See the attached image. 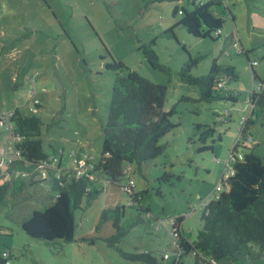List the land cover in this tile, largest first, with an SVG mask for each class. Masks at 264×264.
<instances>
[{"label":"rangeland","instance_id":"1","mask_svg":"<svg viewBox=\"0 0 264 264\" xmlns=\"http://www.w3.org/2000/svg\"><path fill=\"white\" fill-rule=\"evenodd\" d=\"M220 2L217 8L224 12L225 22L221 36L210 39L196 38L180 25L173 30L175 37L162 33L180 18V14L172 16L175 4L190 8V0H0V116L15 107L23 113L37 108L43 149L48 156H60L63 173L76 170L73 155L91 164L99 158L113 81L116 74L126 76V67L165 85L163 110L173 109L170 120L178 125L159 139L164 146L160 155L143 163L140 170L131 164L130 173L121 178L120 183L130 176L134 190L144 192L148 215L137 212V205H128L129 196L120 183L105 178L98 197L90 205L83 198L74 211L75 240L45 242L27 236L21 222L32 210L52 203L49 181L27 186L18 195L10 187L0 203L2 261L148 264L125 259L108 246L105 238L113 232L109 221L95 231L101 212L116 206L124 207V219L137 214L143 219L118 242V248L126 252L147 251L160 264H173L178 252L171 222L180 216L182 235L190 241L196 238L204 204L215 198L213 191L221 177L229 176L225 162L245 125L242 118L250 115L245 99L257 90L253 70L264 81V0ZM151 41L167 72L152 68L145 59L140 46ZM189 56L197 60L191 69L195 77L206 74L214 61L234 66L239 76L229 86L239 90L238 100L205 101L197 86L180 81L178 71L190 62ZM112 61L125 67H106ZM254 61L257 64L251 67ZM204 126H211L213 134L202 141L199 135ZM247 129L252 142L245 145L262 156L264 111L255 110ZM5 136L0 128V146ZM202 146L207 148L201 150ZM252 247L258 251L255 244ZM177 260L193 263L189 254ZM243 264H264V254Z\"/></svg>","mask_w":264,"mask_h":264},{"label":"trees","instance_id":"2","mask_svg":"<svg viewBox=\"0 0 264 264\" xmlns=\"http://www.w3.org/2000/svg\"><path fill=\"white\" fill-rule=\"evenodd\" d=\"M190 3V8L175 4L172 16L180 14V18L162 33L175 37L173 30L180 25L196 38H219L225 22L224 12L217 8L221 6L220 0H190ZM229 15L234 20L231 11ZM153 44L154 41L142 44L140 49L152 68L167 72L169 68L160 64L159 57L152 48ZM240 53L248 58V52L243 48ZM189 59L190 62L184 63L179 69L178 76L180 81L197 86L201 99H226L232 103L238 100L239 90L229 86V82L239 76L234 66L214 61L206 74L195 77L191 74V69L197 60L190 56ZM110 64L106 67L114 70L125 67L121 62L112 61ZM250 65L253 66L251 63ZM126 69V76L116 74L113 81L109 112L102 127L99 158L90 170L79 176L72 170L57 176L55 170L50 168L46 169L47 177L40 178L37 165L49 160L51 156L43 149L42 120L37 115L38 110L23 113L15 107L6 115L0 116V121L4 118L8 120L12 124L13 133L19 134L20 140L16 147L21 155V159L15 160L6 169L7 175H0V203L10 187L13 188V194L18 195L25 187L43 180L49 181L50 192L54 193L50 194L52 203L49 206L43 210H32L21 222L22 231L30 238L45 242H73L76 227L74 211L81 206L82 199L90 205L103 190L101 180L106 178L110 182L120 183L121 178L128 174V165L134 164L140 170L143 163L155 159L164 150L159 139L178 126L170 120L175 111L163 110L165 85L155 83L135 70ZM253 76L254 81L262 82L254 70ZM249 98L252 104L250 115L240 128L239 136L229 154L230 167L234 173L220 179L225 181L228 188L218 198L204 204L201 227L194 240H187L182 235L179 228L181 216L173 221L172 227L176 228L178 234L175 242L177 259L189 254L193 257L192 264H223L225 261L243 264L247 259L254 260L264 254V154H256L252 147L244 143L251 145L252 139L247 137L252 136H247L246 131L255 110L264 111V87L258 92L252 91ZM0 128L5 131L2 125ZM212 134L213 128L204 126L199 137L205 141ZM206 148L207 146H202L200 149ZM239 148L245 152H240ZM238 155H241L240 159ZM54 156L60 166V156L57 157L56 153L52 155ZM18 170L20 174L16 176L14 172ZM69 174L72 175L68 177ZM119 185L129 196L128 205L131 208L137 205V212L146 215L150 213L143 203L144 192H127L123 189L124 182ZM124 215L123 206L104 209L95 225V231H99L101 225L109 221L113 229L112 234L105 238L109 247L117 249L125 259L160 264L150 252H126L118 248L117 244L122 237L143 221L140 214L127 219H124ZM252 244H255L258 251L253 250ZM177 259L173 264H180ZM0 264H4L1 259Z\"/></svg>","mask_w":264,"mask_h":264},{"label":"built area","instance_id":"3","mask_svg":"<svg viewBox=\"0 0 264 264\" xmlns=\"http://www.w3.org/2000/svg\"><path fill=\"white\" fill-rule=\"evenodd\" d=\"M235 46L238 47V42H235ZM253 64H257V62H252ZM254 81V78H253ZM255 82V81H254ZM257 92L259 90H261L264 87V81L263 82H257ZM254 88V86H253ZM255 91V90H252ZM251 91V92H252ZM246 104L248 105V107L250 108V112H251V108H252V104L250 101V98H246L245 99ZM37 110V108H33L32 110H30V112H35ZM246 118H242L243 122H246ZM0 125H2L5 129V144L3 146H0V175H5L6 169L9 168L11 166V164L15 161V160H19L21 159V155H20V150L16 147V143L17 141L20 140V136L19 134L13 133L12 131V124L6 120L5 118L2 119L0 121ZM242 128V127H241ZM247 139L251 140L252 138L249 136L247 137ZM238 158H241V155H238ZM73 162H75L76 164V170H72L74 172V174L76 176L81 175L82 173L86 172L87 170H90L93 167V164L90 163L89 161H85L82 158L77 159L74 155H73ZM230 159L228 158V160L225 162V169H228L229 171V175L234 173V170L230 167ZM58 160L57 158L54 157H50L49 160L42 162L41 164L37 165V170L39 169V176L40 178H46L47 177V172L46 169H50L53 168L55 170V173L57 176H61L62 175V170L59 168L58 166ZM86 162L87 165H86ZM131 171V166L128 165L127 166V173L129 174ZM14 174L17 176L18 174H20V171H15ZM7 175V174H6ZM25 175V174H24ZM223 182V183H222ZM134 180L128 176L127 177V181L124 182L123 185V189L126 190L127 192H133L134 191ZM228 187H226L225 185V181H219V183L216 185L213 194L215 196V198L219 197V194L221 192H223L224 190H226ZM171 224H173V221L171 222ZM173 235H175V242L177 241V231L176 228L173 227ZM164 257H169L168 253L164 254ZM4 264H10L9 260H5L3 261Z\"/></svg>","mask_w":264,"mask_h":264},{"label":"water","instance_id":"4","mask_svg":"<svg viewBox=\"0 0 264 264\" xmlns=\"http://www.w3.org/2000/svg\"><path fill=\"white\" fill-rule=\"evenodd\" d=\"M253 78H254V76H253Z\"/></svg>","mask_w":264,"mask_h":264}]
</instances>
